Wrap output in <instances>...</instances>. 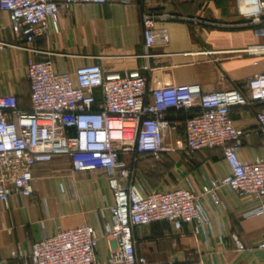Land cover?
I'll return each instance as SVG.
<instances>
[{"label": "built area", "instance_id": "built-area-1", "mask_svg": "<svg viewBox=\"0 0 264 264\" xmlns=\"http://www.w3.org/2000/svg\"><path fill=\"white\" fill-rule=\"evenodd\" d=\"M131 0H0V10L9 18V27L19 45H31L46 35L49 23L58 31L61 10L73 5ZM248 19L264 29V0H254ZM168 14L144 12V59L139 70L105 72L100 64L81 65L73 72L58 71L49 56L27 62L28 106L21 107L14 95H0V201L8 207L13 194L32 196L33 166L55 158H66L75 171L102 170L112 191L108 206L111 222L102 234L114 240L106 262L96 257L99 241L95 229L87 224L64 229L34 240L30 253L12 249L10 258L20 264H141L133 239L135 227L168 222L179 230L184 224L205 225L208 217L200 198L208 196L221 203L218 192L227 189L235 195H252L257 204L244 216L264 215V158L240 160L237 151L244 143V130L235 125L233 106L262 107L255 112L259 134L264 142V71L254 73L242 85L203 92L199 84H177L148 88L147 74L153 71L152 50L169 41L168 30L157 20ZM245 55H264V42L241 50ZM196 109L195 112H193ZM170 112L184 116V151L187 157L204 148H221L230 173L210 178L197 193L192 188H145L134 181V162L138 155L161 157L165 138L176 128ZM237 251L247 248L237 234H230ZM264 249V240L257 244ZM212 264V262H210ZM177 264H204L183 262Z\"/></svg>", "mask_w": 264, "mask_h": 264}, {"label": "crops", "instance_id": "crops-1", "mask_svg": "<svg viewBox=\"0 0 264 264\" xmlns=\"http://www.w3.org/2000/svg\"><path fill=\"white\" fill-rule=\"evenodd\" d=\"M254 0H131V4L107 2L103 5H73L61 10L58 31L49 23L46 35L21 47L19 37L9 27L8 14L0 10V95L11 94L21 107L28 106L27 62L49 56L58 71L73 72L81 65L97 63L105 72L143 71L144 12L168 14L157 20L168 30L169 41L152 51L154 68L148 73V88L177 84H199L203 92L242 85L254 73L264 71V55L241 53L245 47L263 43L255 34L248 15ZM264 29L259 28L258 33ZM262 106H233L231 116L244 130V143L237 151L240 160L264 158V142L255 112ZM176 128L165 138V150L150 163L137 162L134 170L145 190L192 188L199 192L210 178L228 175L230 168L221 148H204L187 157L184 151V115L170 112ZM33 194L23 198L13 194L8 207L0 201V264H20L10 258L12 249L30 253L31 242L82 224L92 226L99 241L96 257L106 262L114 240L103 237L111 222L108 206L112 191L102 170L75 171L66 158H55L33 166ZM141 171V172H140ZM145 173H150V178ZM144 183V184H143ZM221 203L208 196L200 198L208 223L184 224L179 230L168 222L135 227L133 239L141 264H264V215L243 213L257 204L252 195H235L223 188ZM237 234L247 250L237 251L230 234Z\"/></svg>", "mask_w": 264, "mask_h": 264}, {"label": "rangeland", "instance_id": "rangeland-1", "mask_svg": "<svg viewBox=\"0 0 264 264\" xmlns=\"http://www.w3.org/2000/svg\"><path fill=\"white\" fill-rule=\"evenodd\" d=\"M151 157L147 154L143 155L137 162H143V163H150ZM141 172V171H140ZM141 174V173H140ZM139 174V175H140ZM147 175V177L150 178V173H145ZM139 175H137V171L134 170V174H133V179L134 181H136L137 183H140L142 185V181L139 179ZM144 184V183H143ZM143 186V185H142ZM148 189L152 190V189H157L156 187H148Z\"/></svg>", "mask_w": 264, "mask_h": 264}, {"label": "trees", "instance_id": "trees-1", "mask_svg": "<svg viewBox=\"0 0 264 264\" xmlns=\"http://www.w3.org/2000/svg\"><path fill=\"white\" fill-rule=\"evenodd\" d=\"M196 111V109L193 111V112H195ZM178 113H181V114H183L182 112H178ZM184 115V114H183ZM185 116V115H184ZM147 155H149V154H147Z\"/></svg>", "mask_w": 264, "mask_h": 264}]
</instances>
